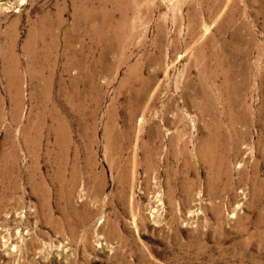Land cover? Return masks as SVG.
I'll use <instances>...</instances> for the list:
<instances>
[{
    "label": "rangeland",
    "instance_id": "obj_1",
    "mask_svg": "<svg viewBox=\"0 0 264 264\" xmlns=\"http://www.w3.org/2000/svg\"><path fill=\"white\" fill-rule=\"evenodd\" d=\"M0 264H264V0H0Z\"/></svg>",
    "mask_w": 264,
    "mask_h": 264
},
{
    "label": "bare ground",
    "instance_id": "obj_2",
    "mask_svg": "<svg viewBox=\"0 0 264 264\" xmlns=\"http://www.w3.org/2000/svg\"><path fill=\"white\" fill-rule=\"evenodd\" d=\"M90 9V8H89ZM89 9H85L83 12H82V17H84L85 19L87 20H90V17L94 15V13L92 11H90ZM216 98V97H215ZM211 149V148H210Z\"/></svg>",
    "mask_w": 264,
    "mask_h": 264
}]
</instances>
